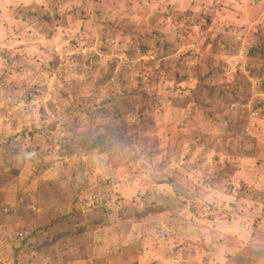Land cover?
Wrapping results in <instances>:
<instances>
[{
    "label": "rangeland",
    "instance_id": "1",
    "mask_svg": "<svg viewBox=\"0 0 264 264\" xmlns=\"http://www.w3.org/2000/svg\"><path fill=\"white\" fill-rule=\"evenodd\" d=\"M0 264H264V0H0Z\"/></svg>",
    "mask_w": 264,
    "mask_h": 264
}]
</instances>
